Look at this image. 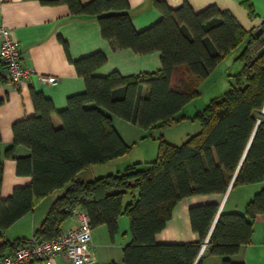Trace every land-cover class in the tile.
<instances>
[{
    "label": "trees",
    "instance_id": "16d2710c",
    "mask_svg": "<svg viewBox=\"0 0 264 264\" xmlns=\"http://www.w3.org/2000/svg\"><path fill=\"white\" fill-rule=\"evenodd\" d=\"M40 1L65 3L73 14L96 16L103 37L114 49L160 51L162 67L127 76L118 71L98 75L95 70L107 61L98 50L70 58L85 89L70 94L65 107L56 109L49 96L30 87L35 113L13 123V143L4 152L0 134V195L4 156L17 159L18 171L32 176L30 184L15 187L7 198L0 196V258L13 254L30 238H9L4 230L44 196L64 188L35 229L37 239L59 235L74 209L81 207L88 212L92 228L104 224L111 239L119 232L118 218L127 216L131 240L123 246V264H202L204 255L198 256L207 236L208 254L225 256L222 264H245L227 256L249 242L256 216L264 214V188L255 192L244 212H219L216 202L191 206L190 221L200 235L198 241L158 242L155 236L185 196L225 193L233 179L232 187L264 181V32L257 35L245 29L231 11L217 5L196 11L187 1L171 7L155 0L161 18L137 30L128 0ZM244 5L250 15L255 14L252 0ZM241 44L237 59L243 65L228 89L196 112L194 117L201 123L197 133L179 145L161 136L158 155L148 167L128 165L90 180L78 176L84 168L130 150L113 123L114 116L144 128L174 122L199 94L200 81ZM6 80L0 70V81ZM3 101L0 96V105ZM53 113L62 121L58 127L52 123ZM18 145L28 147L30 153L16 156Z\"/></svg>",
    "mask_w": 264,
    "mask_h": 264
},
{
    "label": "crops",
    "instance_id": "0c3cea01",
    "mask_svg": "<svg viewBox=\"0 0 264 264\" xmlns=\"http://www.w3.org/2000/svg\"><path fill=\"white\" fill-rule=\"evenodd\" d=\"M81 1L88 2L90 0ZM164 1L171 7L187 1L196 11L209 5H217L231 11L247 30H255L264 19V0H252L254 15H250L248 8L244 5L246 0ZM128 2L132 23L137 30L148 27L162 16L155 0H128ZM0 25L9 27L12 36L20 42L23 64L34 69V74L23 79L20 83L9 79L4 82L0 81V96L4 98L0 105V134L3 152L13 143V123L35 113L30 92L32 85L49 96L56 109L66 106L67 97L70 94L85 89V81L78 74L71 59H77L98 50L103 51L107 55V61L95 70L98 75L118 71L127 76L162 67L160 51L137 53L132 48L114 49L111 43L103 37L96 16L73 14L65 3L49 4L40 0H0ZM3 69L0 59V70ZM51 77L56 78L58 82H50L47 78ZM115 117L118 116L113 117V123L124 137L116 124ZM51 119L56 127L62 124L56 113L52 114ZM29 153L30 149L24 145H18L15 149L16 156H24ZM122 158L120 156L103 163L92 164L81 170L78 176L84 180H90L96 176L121 170L126 163ZM3 162L4 174L0 196L7 198L15 187L30 184L32 176L26 172H19L17 159L13 157L4 156ZM262 188H264V181L230 186L225 193L185 196L175 205L172 217L155 238L158 242L198 241L200 235L191 226L189 214L191 206L216 202L220 206L219 212L223 209L244 212L248 201L256 191ZM63 191L64 188H58L44 196L33 210L24 214L5 229V235L10 238L31 237L35 229L42 223L53 200ZM128 199L129 196L126 195L125 202ZM77 224V217L73 214L64 222L62 231H67ZM103 226L105 225L96 226L93 231L103 228ZM118 226L119 232L113 239L110 238L105 226V229H102V238L97 239L96 237L93 240L94 258L87 264H108L113 261L123 264L122 249L131 240L129 223L123 215L118 218ZM207 239L208 236L205 241ZM201 255H204L202 264H222L225 258L223 255L208 254L206 248L204 250L201 248L198 258ZM227 257L233 262L264 264V214L256 216L249 242L242 244L236 253ZM34 264L46 263L37 260ZM53 264L74 263L66 255L59 254L53 259Z\"/></svg>",
    "mask_w": 264,
    "mask_h": 264
},
{
    "label": "rangeland",
    "instance_id": "374dc122",
    "mask_svg": "<svg viewBox=\"0 0 264 264\" xmlns=\"http://www.w3.org/2000/svg\"><path fill=\"white\" fill-rule=\"evenodd\" d=\"M243 47L244 45L241 44L226 54L216 68L200 81L199 94L176 114L174 122L164 125L158 123L144 128L138 124L115 117L116 124L124 135V139L131 145L130 150L122 156L123 161L127 164H124L123 169L133 164L144 168L148 167L158 155L161 136L169 142L179 145L189 135L197 133L201 129L200 121L194 117L196 112L204 108L212 97L222 95L228 89L230 83L234 81L233 74L238 72L243 65L242 61L237 59ZM123 217L129 223L127 216L124 215ZM104 227L92 231L93 240L96 237L97 239L102 238Z\"/></svg>",
    "mask_w": 264,
    "mask_h": 264
},
{
    "label": "built area",
    "instance_id": "2783aa9c",
    "mask_svg": "<svg viewBox=\"0 0 264 264\" xmlns=\"http://www.w3.org/2000/svg\"><path fill=\"white\" fill-rule=\"evenodd\" d=\"M258 27H262L264 32V19L256 29ZM22 57L20 42L12 36L9 27L0 25V59L4 68L2 73L15 83H20L34 74L33 68L23 64ZM47 79L52 83L58 82L54 77ZM74 214L77 217V226L48 240H39L32 235L28 242L19 246L13 254L0 258V264H30L36 260L53 264V259L59 254L66 255L74 264L91 262L94 258V246L89 214L81 207H76ZM206 245H203V250Z\"/></svg>",
    "mask_w": 264,
    "mask_h": 264
},
{
    "label": "water",
    "instance_id": "95a60500",
    "mask_svg": "<svg viewBox=\"0 0 264 264\" xmlns=\"http://www.w3.org/2000/svg\"><path fill=\"white\" fill-rule=\"evenodd\" d=\"M255 32H256V34L257 35H260L261 33H263V28L262 27H258L256 30H255ZM264 111V110H263ZM250 142H251V140H250ZM250 142H249V144H250ZM249 144H248V146H249ZM247 150V149H246ZM245 153H246V151H245ZM245 155V154H244ZM242 162V161H241ZM240 165H241V163H240ZM240 165H239V167H240ZM235 178V177H234ZM233 181H234V179L232 180V183L230 184V186H232V184H233ZM207 242H208V239L204 242V244H207Z\"/></svg>",
    "mask_w": 264,
    "mask_h": 264
}]
</instances>
